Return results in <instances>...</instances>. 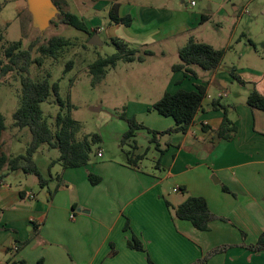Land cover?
Wrapping results in <instances>:
<instances>
[{"label":"crops","instance_id":"obj_1","mask_svg":"<svg viewBox=\"0 0 264 264\" xmlns=\"http://www.w3.org/2000/svg\"><path fill=\"white\" fill-rule=\"evenodd\" d=\"M206 1L212 10L139 6L134 18L130 16V26L109 21L108 28H123L125 34L113 38L140 56L171 52L178 57L189 39L226 54L235 30L221 35L219 29L205 35L208 40L196 38L214 14L229 16L226 0ZM191 2V8L197 6ZM120 9L119 16L124 17ZM246 13L245 8L242 14ZM94 25V30L103 31L97 22ZM180 38L184 44L174 42ZM144 57L141 62H121L127 65L125 70L137 69L142 81H154L146 84L148 89L157 88L155 100L126 106V118L146 129L125 142L128 153L132 150L130 157L142 159L135 166H129L128 159L121 163L111 158L80 168L55 164L54 174L47 167L46 177L39 170L48 181L43 197L21 189V182L7 184L5 174L0 181V264H264V247L255 248L264 235V112L247 105L251 90L236 91L238 99L224 102L234 83L264 94V68L222 60L212 72L192 68L196 78H191L172 71L179 62L153 67ZM231 69L244 87L233 79ZM194 85L205 86V96L187 131L157 135L151 141L147 130L162 133L175 124L148 109L165 92L190 91ZM214 100L227 107L236 127L230 140L218 136L223 111L212 108ZM126 131L127 125L120 127L114 141L120 142ZM96 154L103 157L101 149ZM147 159L155 162L154 167L142 165ZM90 174L99 178L97 184L90 183ZM188 197L204 199L214 216L207 231L174 216V209ZM134 239L142 250L130 246Z\"/></svg>","mask_w":264,"mask_h":264},{"label":"rangeland","instance_id":"obj_2","mask_svg":"<svg viewBox=\"0 0 264 264\" xmlns=\"http://www.w3.org/2000/svg\"><path fill=\"white\" fill-rule=\"evenodd\" d=\"M191 1L197 6L191 8ZM60 3L63 11H69L86 20L91 34L95 28L94 24L98 23L103 30L96 31L101 45L90 46L88 41L92 36L89 37L87 33L61 23L58 17L46 31L40 33L32 26L26 0H0V71L2 67L9 64L4 51L11 43L21 41L22 49H28L30 45H34L31 58L32 60L40 58L42 65L31 64L28 76L34 81L48 79L50 84L57 83L58 98L62 102L60 104L59 100L50 93L47 101L41 104L43 118L50 129H54L57 114L68 115L78 124L79 131L76 134L78 141L83 140L85 136L98 135L100 138L99 141L91 143L89 162L94 163L111 158L126 163L129 147L121 140L114 141L115 133L120 130V127H126V122L120 116L129 114L126 111L129 102L155 100L157 88L148 89L146 84L154 81H142L137 69L125 70L127 65L121 62L114 69L107 68L106 75L101 80L94 79L90 67L98 59L115 54L116 48L111 43V39L114 34L118 37L125 34V30L121 27L108 28L109 8L118 3L122 15L128 14L134 18L139 6L177 8L180 11L195 12L212 10L213 7L206 0H60ZM232 4L237 6V11L233 10ZM225 5L229 16L224 18L214 14L213 21L201 28L196 38L208 40L204 36L208 34L212 36L211 33L219 29H222L221 35H229L232 30H235L234 40L225 54L223 64L231 65L234 62L235 65L245 68H252L253 65L264 68V48L262 47L264 44V0H226ZM245 8L247 13L242 14ZM241 34L245 36L241 37ZM55 36L67 39L69 45L57 57H41L37 48ZM248 40L253 43V46L248 43ZM172 41L169 40L170 43ZM174 42L184 44L181 38L175 39ZM156 54L153 57L145 56L147 65L158 67L174 62L180 63L177 55L171 52L164 56ZM68 63H71L70 67L67 66ZM20 78L21 74L16 66L0 77V114L4 117L6 126L1 141L2 151L6 155L25 154L31 139L28 128L20 129L12 126L13 113L19 106ZM250 90H253L252 86L244 90L234 83V86L230 88V96L224 102L238 99L239 95L236 91L248 94ZM98 149H101L103 153L102 158L97 157ZM58 156L59 152L56 149H49L46 145H42L34 154V161L44 177H46L47 167L52 169L48 164ZM141 162L146 169L155 165V162L148 159ZM4 173L7 184L14 186L21 182V189H30L39 197H43L47 191L39 186L32 175L15 174L7 170H4ZM51 173L54 174V169Z\"/></svg>","mask_w":264,"mask_h":264},{"label":"trees","instance_id":"obj_3","mask_svg":"<svg viewBox=\"0 0 264 264\" xmlns=\"http://www.w3.org/2000/svg\"><path fill=\"white\" fill-rule=\"evenodd\" d=\"M54 6L59 10L58 19L61 23L74 28L75 30L85 32L91 37L96 34V30L91 34L86 20L79 18L77 15L63 11L60 0H52ZM118 3L113 4L108 10V19L111 24L130 26L132 19L130 16H119ZM54 23L51 21L50 25ZM111 43L116 48V53L106 58L98 59L91 67L90 72L94 75L96 81L101 80L106 75L107 68H114L119 62L130 63L134 61L141 62L143 58L138 55V51L129 47L124 41L112 38ZM21 41L11 43L4 51L8 60V65L1 68L0 77L7 72L12 71L16 66L20 78V96L19 106L13 113V127L28 128L31 139L27 145L25 154L23 155H6L2 151V135L6 130L4 117L0 114V181L4 178V170L8 172H16L20 170L25 175H32L36 178L39 186L45 188L48 181L45 180L33 160L34 154L42 145H46L49 149H56L59 152L57 159L51 162L50 167L58 164L62 169L80 168L88 165L90 161L91 143L99 141V136H85L83 140L78 141L76 134L79 131L78 124L68 115L63 116L57 114L55 117L54 129L51 130L41 110V104L46 102L50 93H52L61 104L58 98L57 83L50 84L48 79L34 81L28 76L30 65L35 63L42 65L40 58L32 60L31 51L34 45H30L28 49L21 48ZM69 45V41L63 37L55 36L48 40L46 44L37 48L41 57H57L62 50ZM225 51L218 50L205 43H198L192 39L178 50V58L180 63L172 67L173 72H182L184 77L190 76L196 78V74L192 68H198L204 72H212L216 70L223 60ZM144 56L148 53H144ZM68 67L71 63H68ZM231 75L235 81L245 86L243 82L231 69ZM205 96V86L194 85V89L185 91L178 89L174 93L165 92L163 96L157 100L149 111H154L158 115L171 118L174 121L175 128L162 133L152 132L151 141L157 135H167L171 133H185L192 123L193 118L201 107L202 100ZM246 103L249 107L264 112V94L258 93L255 89L251 90L247 96ZM212 108L223 111L222 123L217 131L218 136L230 140L236 132V127L227 116V107L222 105L218 100L212 101ZM120 118L126 122L127 131L122 135L121 142L133 138L138 130H146L142 125L136 123L134 118L127 119L125 115ZM132 152V150L130 151ZM128 153L129 166H135L136 162L142 157L132 159ZM133 160V161H132ZM92 185L99 182L98 177L88 176ZM174 216L180 220L188 221L194 228L199 231H207L210 222L214 216L208 209L204 199L197 197H188L174 209ZM136 250H142L141 243L134 239V244L130 245ZM264 247V235L260 236L256 249Z\"/></svg>","mask_w":264,"mask_h":264},{"label":"water","instance_id":"obj_4","mask_svg":"<svg viewBox=\"0 0 264 264\" xmlns=\"http://www.w3.org/2000/svg\"><path fill=\"white\" fill-rule=\"evenodd\" d=\"M27 10L31 15L32 26L40 33L46 31L51 21L59 15V10L54 6L52 0H26ZM90 46H100V40L96 34L88 41Z\"/></svg>","mask_w":264,"mask_h":264},{"label":"built area","instance_id":"obj_5","mask_svg":"<svg viewBox=\"0 0 264 264\" xmlns=\"http://www.w3.org/2000/svg\"><path fill=\"white\" fill-rule=\"evenodd\" d=\"M191 5L193 6L194 2H191ZM218 97H220V96H218ZM98 156H100V154H98ZM71 218H73V216H71Z\"/></svg>","mask_w":264,"mask_h":264}]
</instances>
